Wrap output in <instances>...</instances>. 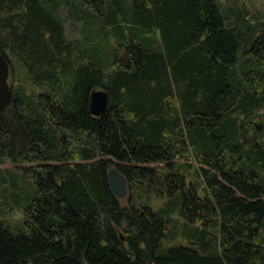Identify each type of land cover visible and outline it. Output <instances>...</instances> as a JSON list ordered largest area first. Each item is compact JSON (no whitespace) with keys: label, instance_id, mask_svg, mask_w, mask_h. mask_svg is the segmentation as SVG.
Returning a JSON list of instances; mask_svg holds the SVG:
<instances>
[{"label":"trees","instance_id":"16d2710c","mask_svg":"<svg viewBox=\"0 0 264 264\" xmlns=\"http://www.w3.org/2000/svg\"><path fill=\"white\" fill-rule=\"evenodd\" d=\"M60 8L82 38L67 40ZM248 15L0 0V166L19 167L0 169V264H264V20ZM94 90L110 101L98 117Z\"/></svg>","mask_w":264,"mask_h":264},{"label":"water","instance_id":"95a60500","mask_svg":"<svg viewBox=\"0 0 264 264\" xmlns=\"http://www.w3.org/2000/svg\"><path fill=\"white\" fill-rule=\"evenodd\" d=\"M9 61L4 54L0 53V112L11 103V90L8 84ZM110 101L108 94L103 90H94L89 96V113L98 117L103 115ZM107 182L110 192L117 199H124L128 195V182L124 175L116 168L107 171Z\"/></svg>","mask_w":264,"mask_h":264},{"label":"rangeland","instance_id":"374dc122","mask_svg":"<svg viewBox=\"0 0 264 264\" xmlns=\"http://www.w3.org/2000/svg\"><path fill=\"white\" fill-rule=\"evenodd\" d=\"M222 8L230 7L231 4L237 5V7H243L247 12L249 17H257L260 20H264V0H218ZM59 15L61 16L63 20V26L65 29V35L67 40H75L82 38V35L80 33L81 25L80 23L74 22L70 20L67 17L66 11L64 8H60ZM112 166L111 168H113ZM19 167L10 164L5 163L0 166V169H7L14 171L15 173H18ZM110 169V168H109ZM108 169V170H109ZM7 205L4 206L2 209L5 210V212L15 213V216L13 214L8 215V220L11 222H14L19 217V211L12 203L10 197L7 198Z\"/></svg>","mask_w":264,"mask_h":264}]
</instances>
